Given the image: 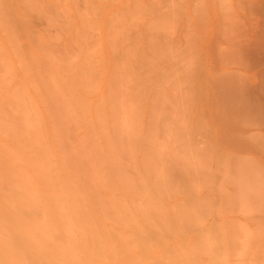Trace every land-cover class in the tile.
Returning <instances> with one entry per match:
<instances>
[{"label":"rangeland","instance_id":"rangeland-1","mask_svg":"<svg viewBox=\"0 0 264 264\" xmlns=\"http://www.w3.org/2000/svg\"><path fill=\"white\" fill-rule=\"evenodd\" d=\"M169 9L0 0V264H264V203L229 199L231 185L216 190L208 159H194L190 56Z\"/></svg>","mask_w":264,"mask_h":264},{"label":"bare ground","instance_id":"bare-ground-1","mask_svg":"<svg viewBox=\"0 0 264 264\" xmlns=\"http://www.w3.org/2000/svg\"><path fill=\"white\" fill-rule=\"evenodd\" d=\"M163 1H165V0H163ZM168 1H170V6H173L175 8L176 15H177L178 21H179V24L176 23V25L178 24L179 28H180L179 44L182 48V50H180V51H182V54H184L185 56H187L188 54L190 56V58L188 59L189 61L187 62V60H186L185 65L183 64L184 60L182 62L180 61L182 64L180 62L179 63L181 65H183V66H181V74H183L186 77V78L185 77L184 78L187 80V82L185 83L186 85H184V84H181V85H183L182 86L183 88L185 86H188V90H185L184 92H187V94L190 95L189 98L187 97L188 95L185 97H187L190 100V102H191L190 105L192 107V109H191L192 110L191 111L192 112L191 113L192 114V117H191L192 127L190 128V131L192 130L191 131L192 137L191 136H189V137H190V139L192 138L190 141L192 142V146H193L192 148H193L194 154L196 155V157H194L195 155H193V157L196 161H198V163H199L198 165H201V166L205 165V164L203 165V163L205 161L207 162V160H205V158L208 159V163L205 162L206 164H208V166H206V167L209 170H211L212 185L215 187L216 190L219 191V189L222 187L227 188V187H229L227 185L230 184L232 188H230V189L227 188V190H228L227 197H229V199H231V200L234 199V198H232L233 192H234V195L238 196V199H237L238 201L239 200L242 202L244 201V204H242V206H244L248 202L249 204H251V206L254 207L253 204L255 202H258V203H255V207L258 204L259 205L258 209H259L260 204L264 203V0H168ZM165 3L167 4V1ZM166 6H169V5H166ZM166 6H165V8H166ZM170 10H174V9H169V11ZM175 11H170L169 13L172 12V15H173L175 13ZM163 15H165L166 20H167V18H168V20L171 19L170 18L171 15L167 14V12L165 14L163 12ZM167 15H170V17ZM176 15L175 14L173 15L174 19L177 18ZM173 18L171 19L172 21H174ZM168 20H167V22H168ZM176 20H175V22H178ZM170 22H168V25ZM175 22H173V23H175ZM164 24H166V23H164ZM175 29L176 28H174V30ZM178 33H179V31H178ZM170 41H171V39H170ZM167 42H168V40H167ZM172 43H173V41H172ZM166 45L168 46V43ZM176 45H178V44H176ZM180 46H178V47H180ZM176 49L177 48L174 45V49L172 51L175 50L174 53L176 52V54H177L179 49H177V51H176ZM169 52H170V50H169ZM187 52H189V53H187ZM182 54H179V55L181 56ZM171 56H173V55H171ZM180 56H178V58ZM178 58L176 60H179ZM180 58H183V56H181ZM166 59L168 60L169 57ZM1 60H2V58L0 59V62H1ZM176 60H175V62H176ZM7 61L9 62L10 60H7ZM3 63H4V61H3ZM2 64H1V67H2ZM5 64L6 63H4V67L6 66ZM22 64H23V62H22ZM169 64H170V61H169ZM169 64H167V65H169ZM179 66L180 65H178L177 70H178ZM4 67L1 69H4ZM29 67L27 68V71H28ZM1 69H0V71H1ZM163 69H165V68H163ZM23 70L25 71V68H23ZM27 71H25V72H27ZM32 72L30 70V73H32ZM178 72L175 71V73H178ZM2 73H3V71H2ZM2 73H1V75H2ZM30 73H28V74H30ZM175 75L173 74V76H175ZM3 76H4V74H3ZM4 78H5V76H4ZM11 78H14V77L11 76ZM11 78L9 77V79H11ZM182 80H183V78H182ZM186 80H184V81H186ZM31 81H33V80H31ZM182 83H183V81H182ZM19 86H21V85H19ZM182 87H180V88H182ZM18 88H20V87H18ZM22 89H23V87H22ZM25 91H27V90H25ZM15 92H16V89H15ZM22 92H20L19 94H22ZM23 94H25V92ZM4 96H6V92H4ZM4 96L2 97V99L4 98ZM17 96H18V94H17ZM14 97H15V95H14ZM15 98H17V97H15ZM15 98H14V100H15ZM19 98H17V99H19ZM21 98H22V96H21ZM21 98L18 102L22 101ZM28 101H30V100H28ZM5 104H7V103H5ZM21 104L24 105V103H21ZM12 105H13V103H12ZM19 105H20V103H19ZM190 105H188V106H190ZM0 106H1V104H0ZM31 106H32V104H31ZM34 106L36 107V105H34ZM11 107L13 108V106H11ZM17 107H18V105H17ZM5 108L6 107L4 106V109ZM186 108H188V107H186ZM0 109L2 110V108H0ZM13 109H15V108H13ZM18 109H20V108H18ZM15 110H13V111L15 112ZM18 111L19 110H16L15 115L17 114ZM24 112H25V110H24ZM4 113L5 112L3 111L2 114L4 116L8 114V113L7 114H4ZM29 113H28V115H30ZM34 113H35V110H34ZM9 114H10V111H9ZM18 114L20 116V114H22V112L18 113ZM11 115H9V117ZM14 116H12V119ZM21 117H23V116L21 115ZM39 117H41V116H39ZM33 118H35V117H33ZM2 121L3 120L0 121L1 124H2ZM28 121L29 120H27V123H28ZM31 122L32 121H30V123ZM5 123H6L5 126L8 127L6 121H5ZM34 124H35V121H34ZM12 125L9 126V128L12 127ZM29 125L30 124L28 123V125H26V126H29ZM37 126H38V124H37ZM3 127L4 126H2V128ZM32 128L33 127H31V131H32ZM27 129H30V128H27ZM37 130H39V129H37ZM34 131H36V130H34ZM9 133H12V132L10 131ZM23 135H24V132H23ZM19 136H22V135L19 134L18 137ZM186 138L188 139V136ZM22 139H24V137H22ZM32 141H33V138H32ZM190 141H189V143H191ZM29 143H31V142H29ZM3 144H2V148L5 149V146H3ZM27 146L30 147V145H27ZM0 148H1V146H0ZM7 148L8 147L6 146V150H4L5 152L7 151ZM24 151H25V149H24ZM193 151H191V152H193ZM5 152H4V155L6 154ZM9 154L10 153H8V156L5 155V157L6 156L9 157ZM170 154L172 155V153H170ZM185 155H187V154H185ZM190 155H192V154H190ZM28 158H29V156H28ZM21 159H23V158H21ZM9 160L11 161V163L14 164V162L12 161L13 160L12 158ZM23 160H21V161H23ZM30 160H32L31 156H30ZM188 160H187V163L189 164V162H191V161L188 162ZM195 160H194V162L193 161L192 162L197 164V162H195ZM184 162H185L186 166H188L186 161H184ZM191 164H189L190 168H191ZM47 165H48V163H47ZM5 166H6V164H5ZM201 166L199 167L200 172H201V169H200ZM193 167H195V165H193ZM48 168H49V166H47L46 171L49 170ZM185 168H187V167H185ZM202 169H203V167H202ZM186 170H185V172H186ZM188 170H190V169L188 168ZM199 171L197 170V172H199ZM9 174H11V171ZM198 174H200V173H198ZM13 176H11V177H13ZM185 177H186V175H185ZM14 178H15V176H14ZM183 178L184 177L182 176V179ZM11 179H13V178H11ZM5 180H7V179H5ZM9 180L7 181V185L9 184L8 183ZM15 181H17V180H15ZM23 182H25V181H23ZM27 182H29V181H27ZM27 182L25 183L26 186H27ZM199 184H201V182ZM29 185H31V184H29ZM32 185H33V182H32ZM29 187L32 188L31 186H29ZM13 189L10 191H13ZM8 190H9V188H8ZM14 191H15V189H14ZM225 191L226 190H224V192ZM17 194H15L16 197H18ZM224 195H226V193ZM223 196L220 195V193H219V199L225 200L223 198ZM235 196H233V197H235ZM237 196H236V198H237ZM19 199L22 200V198H19ZM21 200H19V201L21 202ZM216 200H218V199H216ZM226 200H227V198H226ZM226 200H225V202H227ZM19 201H17V202H19ZM32 202H33V200H32ZM259 202H261V203H259ZM239 203H241V202H239ZM6 204L8 205V203H6ZM11 204H14V203L12 202ZM237 204H238V202H237ZM218 205H219V203H218ZM225 205H227V203H225ZM262 205H264V204H262ZM251 206H249V207L251 208ZM13 207H12V209H14ZM244 207H242V208L244 209ZM253 207H252V210L250 209L248 212V213L252 214V216L254 215L255 218H252V220L258 219V217H259V214L256 215L254 213L255 209ZM262 208H264V207H262ZM245 210H246V208H245ZM253 210H254V212H251ZM260 211L258 210V211H256V213L257 212L259 213ZM15 212H16V210H15ZM222 213H224V212H222ZM225 213H227V212H225ZM262 213H264V212H262ZM230 214H231V211H230L229 215ZM243 214H242V216H243ZM23 215H25V214H23ZM262 215H264V214H262ZM245 216H247V214H245ZM250 219H251V215H250ZM260 220L264 221V218H262L261 215L259 217V221ZM18 223H20V221H18ZM25 232L26 231H24V233ZM26 234L28 235V233H26ZM31 236L33 237L34 235L32 234ZM29 237H30V235H29ZM26 238H27V236H26ZM26 240L28 241V239H26ZM30 244H32V242H30ZM33 244L35 245L36 243L34 242ZM71 244H72V242H71ZM67 245H68V243H67ZM67 245H65V246H67ZM36 246L37 245H35L34 248H36ZM39 246H40V244H39ZM31 247H30V249L33 250V247L32 248ZM9 250H11V248H9ZM35 250H37V249H35ZM39 250H40V247H39ZM50 250H52V249H50ZM54 250H56V249H54ZM29 252H31V251H29ZM19 253H21V252H19ZM26 254L29 255L30 253L27 252ZM27 255H26V257L30 258V256H27ZM30 255H32V254H30ZM37 256L39 259L40 258L39 255H37ZM31 258H32V256H31ZM40 261L41 260H39V264H42V262L40 263ZM42 261H45V260L42 259ZM36 264H37V262H36Z\"/></svg>","mask_w":264,"mask_h":264}]
</instances>
